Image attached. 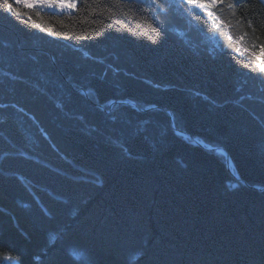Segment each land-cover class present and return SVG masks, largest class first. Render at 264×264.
Masks as SVG:
<instances>
[{
    "label": "trees",
    "instance_id": "trees-1",
    "mask_svg": "<svg viewBox=\"0 0 264 264\" xmlns=\"http://www.w3.org/2000/svg\"><path fill=\"white\" fill-rule=\"evenodd\" d=\"M9 2L0 264H264V1Z\"/></svg>",
    "mask_w": 264,
    "mask_h": 264
},
{
    "label": "snow or ice",
    "instance_id": "snow-or-ice-1",
    "mask_svg": "<svg viewBox=\"0 0 264 264\" xmlns=\"http://www.w3.org/2000/svg\"><path fill=\"white\" fill-rule=\"evenodd\" d=\"M117 2H128V0H117ZM132 2H136V0H132ZM186 3L191 4L195 7H199L201 9H206V10H210V9H214L216 8L219 4L223 3V0H185ZM40 3L42 6H49V7H60V8H64V7H75V4H70V5H66L64 3H56V0H40ZM152 4H157V0H151ZM25 7H32L34 5L32 4H27L25 3L24 5ZM230 7H232V5H229ZM0 7L6 8L7 10H12V3L9 2V0H0ZM207 15L208 16H214V13L212 11H207ZM216 19H219L218 17H216ZM49 31H51V29H49ZM154 31H158V29H154ZM57 35H59V33H56ZM237 43H239V40L237 41ZM239 50V49H237ZM256 67L258 68L259 71L264 72V65L262 64H257Z\"/></svg>",
    "mask_w": 264,
    "mask_h": 264
},
{
    "label": "rangeland",
    "instance_id": "rangeland-1",
    "mask_svg": "<svg viewBox=\"0 0 264 264\" xmlns=\"http://www.w3.org/2000/svg\"><path fill=\"white\" fill-rule=\"evenodd\" d=\"M25 3L27 4H34V3H37V4H41L40 3V0H23ZM56 3H64L66 5H70V4H75L77 3V0H56ZM50 8H53L57 11H67V12H71L74 10V8L72 7H64V8H60V7H50Z\"/></svg>",
    "mask_w": 264,
    "mask_h": 264
},
{
    "label": "water",
    "instance_id": "water-1",
    "mask_svg": "<svg viewBox=\"0 0 264 264\" xmlns=\"http://www.w3.org/2000/svg\"><path fill=\"white\" fill-rule=\"evenodd\" d=\"M125 103H127V104H131L134 108H136V106L135 105H133L132 103H130V102H128V101H125ZM146 109H143V111H145ZM193 144H196V145H199V146H203L200 142H198L197 140H193ZM209 149H210V147H208ZM218 152H220V153H222V154H224V155H226V157H227V159H228V156H227V154H226V152L223 150V149H216Z\"/></svg>",
    "mask_w": 264,
    "mask_h": 264
}]
</instances>
